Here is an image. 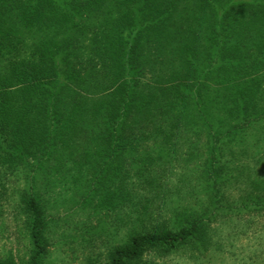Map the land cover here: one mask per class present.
Listing matches in <instances>:
<instances>
[{
	"label": "trees",
	"instance_id": "trees-1",
	"mask_svg": "<svg viewBox=\"0 0 264 264\" xmlns=\"http://www.w3.org/2000/svg\"><path fill=\"white\" fill-rule=\"evenodd\" d=\"M67 129L94 132L93 141L110 146L101 157L116 161L144 140L175 150L207 146L208 174L215 186L224 181L229 156L253 142L264 147V0H0V152L1 139L18 146L0 165L7 159L15 169ZM249 129L262 133L235 150ZM255 154L264 161V149ZM27 196L36 247L30 264H38L46 221L37 196ZM263 200L250 198L256 207ZM211 206L133 234L110 264L205 241L212 210L222 209Z\"/></svg>",
	"mask_w": 264,
	"mask_h": 264
},
{
	"label": "rangeland",
	"instance_id": "rangeland-1",
	"mask_svg": "<svg viewBox=\"0 0 264 264\" xmlns=\"http://www.w3.org/2000/svg\"><path fill=\"white\" fill-rule=\"evenodd\" d=\"M87 56L82 53L84 62ZM255 130L241 131L245 134L237 135L235 150H239V143L262 133ZM95 135L90 130L67 129L66 134L48 143V149L41 143L35 155L17 161L15 169L3 160L0 263L30 264L36 254L25 206L27 195L33 194L41 202L46 221L42 234L45 252L38 264H110L113 251L133 234L146 233L157 222L176 225L190 212L202 213L211 205V210L222 209L212 210L205 241L194 240L170 252L149 250L131 264H264V205L256 207L250 201L264 196V161L258 164L252 157L259 155L263 146L253 142L247 151L229 156L233 169L226 168V179L218 180L217 187L208 174L211 161L207 146L200 150L196 149L199 146L189 149L179 145L175 150L160 145L161 139L144 140L138 152L126 151L123 160L116 161V156L101 157L108 154L104 149L110 146L93 141ZM203 138L206 144L207 135ZM1 143L5 153L0 152V158L15 154L18 146L8 148L11 141L5 138ZM91 149L99 152L93 156L88 152ZM149 155L155 158L152 165ZM140 169L143 175L132 178V170Z\"/></svg>",
	"mask_w": 264,
	"mask_h": 264
},
{
	"label": "crops",
	"instance_id": "crops-1",
	"mask_svg": "<svg viewBox=\"0 0 264 264\" xmlns=\"http://www.w3.org/2000/svg\"><path fill=\"white\" fill-rule=\"evenodd\" d=\"M181 145V144H180Z\"/></svg>",
	"mask_w": 264,
	"mask_h": 264
}]
</instances>
